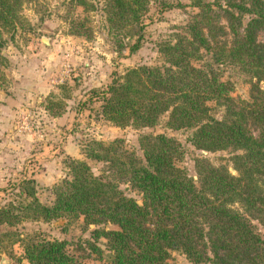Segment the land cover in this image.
Returning a JSON list of instances; mask_svg holds the SVG:
<instances>
[{"label": "trees", "instance_id": "obj_1", "mask_svg": "<svg viewBox=\"0 0 264 264\" xmlns=\"http://www.w3.org/2000/svg\"><path fill=\"white\" fill-rule=\"evenodd\" d=\"M24 1L31 0H0V78L6 62L1 50L23 21ZM221 1L188 0L194 10L156 43L160 63L131 66L90 97L99 101L98 115L118 127L153 126L165 113V127L186 130V140L197 149L229 151V165L195 157L194 179L176 165L182 148L171 135L139 134L140 156L121 137L107 142L91 137L84 155L105 162L104 171L94 173L85 159L68 157L61 180L47 188L52 196L47 202L37 198L35 179L24 177L15 184L18 204L0 205V222L25 217L69 223L81 217L88 236L75 249L84 253L80 257L94 255L108 264H172L170 251L191 264H264V238L251 221L264 228V41L256 40L257 29H264V0ZM66 3L82 9L81 17L68 21L69 33L89 37V12L97 9L113 43L129 52L142 44L151 7L160 20L163 11L181 6L169 0ZM214 6L227 22L228 42L218 39L227 31ZM219 66L246 77V98L231 95L232 83L220 78ZM209 102L221 108L220 116L211 113ZM54 103L47 100L44 107ZM120 180L140 196L124 193ZM17 240L31 264H85L63 239L34 232Z\"/></svg>", "mask_w": 264, "mask_h": 264}, {"label": "rangeland", "instance_id": "obj_2", "mask_svg": "<svg viewBox=\"0 0 264 264\" xmlns=\"http://www.w3.org/2000/svg\"><path fill=\"white\" fill-rule=\"evenodd\" d=\"M66 1H24L19 11L23 21L1 50L6 62L0 78V205L7 200L18 204L21 196L15 184L28 176L36 181L37 198L41 202L49 201L52 196L47 188L61 180L68 157L85 159L94 173L104 171L105 162L84 155V143L91 137L103 142L121 137L123 145L140 156L139 134L163 132L171 135L182 148L176 165L194 179L195 157H203L213 164L229 165V151H205L193 147L186 140V130L164 126L165 113L153 126L139 129L130 125L118 127L98 115L99 101L90 97L92 90L105 88L113 77L131 66L160 63L162 59L156 43L175 26L182 24L194 10L187 5L188 0H169L180 2L181 6L163 11L159 15L160 20L153 16L151 7L148 14L152 17L150 22L148 18L145 20L147 24L142 44L133 52H129L127 47L118 48L113 43L106 32L103 13L97 9L89 12V37L69 33L68 21L81 17L82 9L80 5L68 6ZM213 10L218 14V22L227 31V35L218 39L228 42L231 34L221 9L214 6ZM245 17H242L243 21ZM256 40L264 41V29H257ZM218 68L220 78L232 83L231 95L246 98L249 87L246 77L233 67ZM47 100L56 103L46 109ZM209 104L213 105L212 102ZM210 111L218 117L221 108L212 106ZM228 169L235 172L231 166ZM119 186L128 195L140 196L136 189L122 180ZM251 221L264 238V228L255 219ZM91 227L90 224L88 228ZM34 232L65 240L67 247L85 264H108L105 258L97 259L94 255L80 257L84 253L75 249L78 242L88 236L81 217L69 223L64 218L42 221L25 217L12 224L0 222V264H19L23 260L29 263L23 257L17 238ZM100 240L103 241L102 238ZM168 262L191 264L177 251H170Z\"/></svg>", "mask_w": 264, "mask_h": 264}, {"label": "water", "instance_id": "obj_3", "mask_svg": "<svg viewBox=\"0 0 264 264\" xmlns=\"http://www.w3.org/2000/svg\"><path fill=\"white\" fill-rule=\"evenodd\" d=\"M1 260H3V257H1ZM19 264H31V263H27V262H25V261L23 260V261H21Z\"/></svg>", "mask_w": 264, "mask_h": 264}]
</instances>
